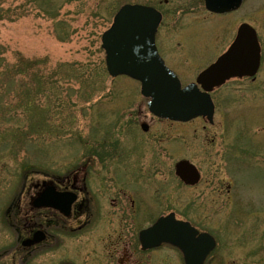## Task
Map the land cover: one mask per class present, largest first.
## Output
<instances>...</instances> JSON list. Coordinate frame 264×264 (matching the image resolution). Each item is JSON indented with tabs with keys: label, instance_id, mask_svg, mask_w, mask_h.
Instances as JSON below:
<instances>
[{
	"label": "rangeland",
	"instance_id": "374dc122",
	"mask_svg": "<svg viewBox=\"0 0 264 264\" xmlns=\"http://www.w3.org/2000/svg\"><path fill=\"white\" fill-rule=\"evenodd\" d=\"M124 3L162 13L157 47L184 83L229 46L242 22L258 32L260 68L212 91L213 122L159 118L136 80L106 69L101 36ZM183 158L201 173L195 186L175 174ZM76 172L107 180L90 183L111 212L101 224L131 216L137 235L173 211L215 237L204 264H264V0L223 15L204 0H0V247L13 242L1 216L12 198L24 206L43 180ZM115 193L132 194L148 221L136 220L129 203L119 202L129 213L112 212L120 208L110 202ZM44 248L26 264H45ZM167 249L163 264H183Z\"/></svg>",
	"mask_w": 264,
	"mask_h": 264
},
{
	"label": "water",
	"instance_id": "95a60500",
	"mask_svg": "<svg viewBox=\"0 0 264 264\" xmlns=\"http://www.w3.org/2000/svg\"><path fill=\"white\" fill-rule=\"evenodd\" d=\"M204 1L208 10L218 13L235 10L243 2ZM161 17L160 11L152 6L138 3L121 6L112 25L101 37L107 69L112 76L127 74L138 79L142 94L150 97L149 110L157 116L187 121L202 115L213 121L214 103L209 92L231 77L253 76L259 68L261 47L257 32L249 23H241L228 49L202 70L195 82L182 86L176 73L166 66L155 44ZM142 128L148 130L149 125L142 123ZM175 173L188 184H195L200 179L198 168L188 159L176 162ZM73 199L71 193L45 187L32 203L37 207L53 206L69 214ZM44 238V232L37 230L24 244L31 245ZM140 239L145 247L163 241L177 246L183 253L185 264H203L216 245L211 234L199 232L188 221L176 219L173 212L159 217L153 225L143 229Z\"/></svg>",
	"mask_w": 264,
	"mask_h": 264
},
{
	"label": "flooded vegetation",
	"instance_id": "af4514ba",
	"mask_svg": "<svg viewBox=\"0 0 264 264\" xmlns=\"http://www.w3.org/2000/svg\"><path fill=\"white\" fill-rule=\"evenodd\" d=\"M43 181L42 184L38 183L39 185L34 187L30 194L28 192L30 198L25 201L24 206L19 204L18 198H12L10 205L1 211V216L4 213L8 221L13 242L8 248L0 247V264H4L3 261L7 258L11 259V264H26L29 257L33 256L36 247L42 243L48 254L45 264H53L51 253L54 246H57L59 250L57 252L59 264H84V260L87 264H99L101 258L107 264H163L164 247L181 254L177 247L170 244L142 247L139 231L143 227L138 229L135 236L131 216L129 220L121 221L115 217L114 220L101 224L99 221L101 215L106 213L111 215V212L107 209L106 203L103 204L101 195L96 197L92 193L90 183L94 181L96 186H102L96 182L107 180L92 178L88 173L76 172L63 177L50 176ZM49 186H54L59 191L74 193L75 199L69 215H64L51 206L37 208L32 204V197L44 187ZM110 202L113 207H120L118 210L113 208L112 212L127 213L124 204L129 203V207L134 210V216L137 217L136 220L140 218L145 222L148 221L142 210L137 208L132 194L115 193L110 198ZM154 216L152 215L149 219L151 220ZM37 229L45 232L44 241L30 246L23 245L22 241L32 238ZM78 234L81 235L79 239L68 242V238L71 240ZM83 256L87 259L80 261Z\"/></svg>",
	"mask_w": 264,
	"mask_h": 264
},
{
	"label": "bare ground",
	"instance_id": "6f19581e",
	"mask_svg": "<svg viewBox=\"0 0 264 264\" xmlns=\"http://www.w3.org/2000/svg\"><path fill=\"white\" fill-rule=\"evenodd\" d=\"M33 201V200H32Z\"/></svg>",
	"mask_w": 264,
	"mask_h": 264
}]
</instances>
